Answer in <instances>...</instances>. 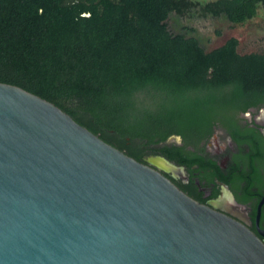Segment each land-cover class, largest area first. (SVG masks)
<instances>
[{
    "label": "trees",
    "instance_id": "trees-1",
    "mask_svg": "<svg viewBox=\"0 0 264 264\" xmlns=\"http://www.w3.org/2000/svg\"><path fill=\"white\" fill-rule=\"evenodd\" d=\"M264 0H0V82L141 161L264 99V51L209 50L193 21L244 26ZM219 35L220 32H217ZM162 146V147H159ZM181 156V155H180Z\"/></svg>",
    "mask_w": 264,
    "mask_h": 264
},
{
    "label": "water",
    "instance_id": "water-1",
    "mask_svg": "<svg viewBox=\"0 0 264 264\" xmlns=\"http://www.w3.org/2000/svg\"><path fill=\"white\" fill-rule=\"evenodd\" d=\"M0 264H264V244L55 104L0 82Z\"/></svg>",
    "mask_w": 264,
    "mask_h": 264
},
{
    "label": "flooded vegetation",
    "instance_id": "flooded-vegetation-1",
    "mask_svg": "<svg viewBox=\"0 0 264 264\" xmlns=\"http://www.w3.org/2000/svg\"><path fill=\"white\" fill-rule=\"evenodd\" d=\"M175 137L180 141L169 142L170 137L165 145L179 156L169 159L158 148L140 162L197 202L246 226L264 244V99L248 107L238 102L230 119L215 122L201 139Z\"/></svg>",
    "mask_w": 264,
    "mask_h": 264
},
{
    "label": "rangeland",
    "instance_id": "rangeland-1",
    "mask_svg": "<svg viewBox=\"0 0 264 264\" xmlns=\"http://www.w3.org/2000/svg\"><path fill=\"white\" fill-rule=\"evenodd\" d=\"M191 25L209 50L222 46L230 38H236L239 41L237 50L240 54L264 51V6L260 7L258 16L244 26L212 20L193 21ZM217 32L220 34L218 35ZM218 132V130L215 132V136ZM174 141L178 142L180 139L175 138Z\"/></svg>",
    "mask_w": 264,
    "mask_h": 264
}]
</instances>
